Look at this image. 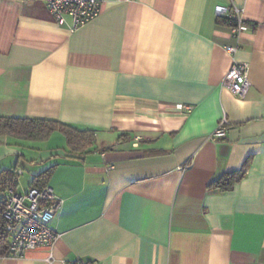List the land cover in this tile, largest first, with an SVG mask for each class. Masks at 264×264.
I'll return each instance as SVG.
<instances>
[{"label": "crops", "instance_id": "1", "mask_svg": "<svg viewBox=\"0 0 264 264\" xmlns=\"http://www.w3.org/2000/svg\"><path fill=\"white\" fill-rule=\"evenodd\" d=\"M246 21L240 48L216 6ZM72 29L43 0H0V116L94 129L85 153L63 133L0 134V172L48 169L61 206L53 246L0 264H264V0H101ZM249 63L250 88L224 78ZM223 117V138L209 136ZM125 134L124 137H119ZM247 164L231 190L210 187ZM22 170V173H19ZM18 175V176H19Z\"/></svg>", "mask_w": 264, "mask_h": 264}, {"label": "built area", "instance_id": "2", "mask_svg": "<svg viewBox=\"0 0 264 264\" xmlns=\"http://www.w3.org/2000/svg\"><path fill=\"white\" fill-rule=\"evenodd\" d=\"M43 1L59 24H65L69 17L72 29H77L94 19L101 10V0ZM216 15L229 17V24L236 42L227 44L225 48L229 53L235 55L240 48L241 33L247 28L246 21L238 7L217 5ZM249 73V63L234 60L225 75L224 85L235 96L245 97L251 84ZM228 124V119L223 117L209 137L212 139L225 137ZM19 173H22V170ZM60 206V199L49 184L43 187L33 186L24 192L10 189L5 196L3 209V214L8 220L7 230L11 237L7 254L19 255L26 249L53 246L59 238V233L50 226V222L58 213ZM71 264H98V262L79 259Z\"/></svg>", "mask_w": 264, "mask_h": 264}, {"label": "trees", "instance_id": "3", "mask_svg": "<svg viewBox=\"0 0 264 264\" xmlns=\"http://www.w3.org/2000/svg\"><path fill=\"white\" fill-rule=\"evenodd\" d=\"M228 22V18H223ZM55 131L63 133L66 137L68 147L73 153H85L93 150L97 141L96 131L89 128H78L68 123L55 119L10 117L0 116V134H7L27 140H47ZM120 134L119 137H124ZM247 164L235 171L223 173L219 178L212 181L210 187H218L222 190H231L246 174ZM51 169L41 172L36 176L33 184L43 187L46 185L47 175ZM18 173L12 169L0 172V188L5 190L16 185ZM5 197H0V256L6 255L11 242L10 233L7 230L8 220L3 214Z\"/></svg>", "mask_w": 264, "mask_h": 264}, {"label": "rangeland", "instance_id": "4", "mask_svg": "<svg viewBox=\"0 0 264 264\" xmlns=\"http://www.w3.org/2000/svg\"><path fill=\"white\" fill-rule=\"evenodd\" d=\"M101 11V10H100ZM224 18H228L229 19V17L228 16H223ZM229 22V21H228ZM18 178L20 179V187H22V185L23 186H27V182L29 181V177H28V174H27V172H25V174L24 175H19L18 176Z\"/></svg>", "mask_w": 264, "mask_h": 264}]
</instances>
